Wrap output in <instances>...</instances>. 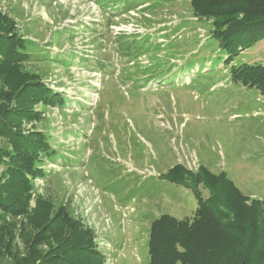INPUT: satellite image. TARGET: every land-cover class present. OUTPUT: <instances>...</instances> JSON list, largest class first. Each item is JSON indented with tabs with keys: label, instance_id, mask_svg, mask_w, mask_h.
Returning a JSON list of instances; mask_svg holds the SVG:
<instances>
[{
	"label": "rangeland",
	"instance_id": "374dc122",
	"mask_svg": "<svg viewBox=\"0 0 264 264\" xmlns=\"http://www.w3.org/2000/svg\"><path fill=\"white\" fill-rule=\"evenodd\" d=\"M0 12L59 57L25 67L48 69L43 82L69 98L63 110L35 104L42 117L20 121L24 132L56 137L62 154L37 163L28 207L39 195L66 206L92 231L103 264H148L151 221L193 216L191 189L164 177L176 163L222 172L264 200V97L229 76L230 66L264 63V38L225 63L189 0H0ZM0 147H8L3 136Z\"/></svg>",
	"mask_w": 264,
	"mask_h": 264
},
{
	"label": "trees",
	"instance_id": "16d2710c",
	"mask_svg": "<svg viewBox=\"0 0 264 264\" xmlns=\"http://www.w3.org/2000/svg\"><path fill=\"white\" fill-rule=\"evenodd\" d=\"M189 2L193 16L210 22L209 37L224 51L227 64L240 49L264 38V0ZM91 46L98 48L95 42ZM37 56L47 68L50 61L59 59L41 50L39 44L18 31L12 17L0 12V136L8 144L0 147V177H6L0 182V253L9 259L5 264H103L92 231L83 227L66 206L39 195L34 207H28L31 179L42 175L37 163L42 157L55 160L62 154L53 147L56 137L42 130L24 132L20 121L42 117L35 104L63 110L69 102L68 97L43 82V72L46 75L48 69L35 73L25 67ZM229 76L233 82L256 88L264 97V63L230 66ZM164 177L191 189L197 207L191 218L163 213L151 221L148 264H264L263 199L250 197L224 173L214 174L202 166L192 172L176 163ZM199 184L207 188V197L201 195ZM58 227L68 229L67 234Z\"/></svg>",
	"mask_w": 264,
	"mask_h": 264
},
{
	"label": "built area",
	"instance_id": "2783aa9c",
	"mask_svg": "<svg viewBox=\"0 0 264 264\" xmlns=\"http://www.w3.org/2000/svg\"><path fill=\"white\" fill-rule=\"evenodd\" d=\"M188 167L190 169H192V167H196V163L195 162H191V164H188Z\"/></svg>",
	"mask_w": 264,
	"mask_h": 264
}]
</instances>
